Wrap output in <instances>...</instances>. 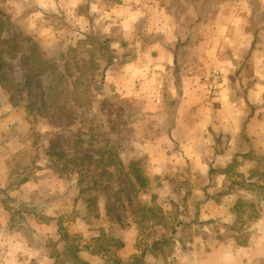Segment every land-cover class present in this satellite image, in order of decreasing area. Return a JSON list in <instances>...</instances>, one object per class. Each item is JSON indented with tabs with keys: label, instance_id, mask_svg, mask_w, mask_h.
I'll return each mask as SVG.
<instances>
[{
	"label": "clouds",
	"instance_id": "9594fccd",
	"mask_svg": "<svg viewBox=\"0 0 264 264\" xmlns=\"http://www.w3.org/2000/svg\"><path fill=\"white\" fill-rule=\"evenodd\" d=\"M0 25L26 46L0 57L26 69L0 77V264H264V0H0Z\"/></svg>",
	"mask_w": 264,
	"mask_h": 264
},
{
	"label": "rangeland",
	"instance_id": "374dc122",
	"mask_svg": "<svg viewBox=\"0 0 264 264\" xmlns=\"http://www.w3.org/2000/svg\"><path fill=\"white\" fill-rule=\"evenodd\" d=\"M0 27H2V25H0ZM5 46H7L9 52L13 54V59H15V56L22 54L26 49V46L18 47L17 42L12 39L0 41V57L4 54ZM25 71L26 69L22 68L19 64H17L16 68H11L3 62L2 58H0V77L10 74L11 72H15L17 76L23 79ZM35 80V75H33L28 81V86L39 87ZM37 106L46 110L56 124L63 126V131L58 135L54 143V147L61 153H66L69 150L79 151L84 143V140L81 136L71 132L69 127L76 122V114L61 108L59 106V99H57L56 102L38 100Z\"/></svg>",
	"mask_w": 264,
	"mask_h": 264
}]
</instances>
